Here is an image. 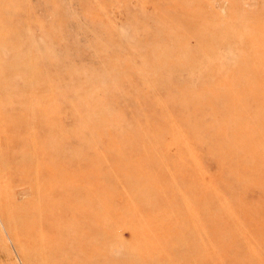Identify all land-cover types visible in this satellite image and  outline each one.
I'll return each instance as SVG.
<instances>
[{
	"label": "rangeland",
	"instance_id": "obj_1",
	"mask_svg": "<svg viewBox=\"0 0 264 264\" xmlns=\"http://www.w3.org/2000/svg\"><path fill=\"white\" fill-rule=\"evenodd\" d=\"M87 244L264 264V0H0V264Z\"/></svg>",
	"mask_w": 264,
	"mask_h": 264
},
{
	"label": "bare ground",
	"instance_id": "obj_2",
	"mask_svg": "<svg viewBox=\"0 0 264 264\" xmlns=\"http://www.w3.org/2000/svg\"><path fill=\"white\" fill-rule=\"evenodd\" d=\"M85 233H87V236L86 237H88L89 236V234H92L93 235V233H92V231L91 230H88V231H86ZM93 249V247L91 246V245H89V244H87V245H84V246H82V247H80L77 251H78V256L77 257H79L78 259L75 257V255H73V258L75 259V260H80V261H82L81 263L82 264H95L94 263V260H93V258L92 257H94V251L93 252H91V250Z\"/></svg>",
	"mask_w": 264,
	"mask_h": 264
}]
</instances>
